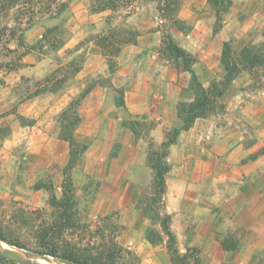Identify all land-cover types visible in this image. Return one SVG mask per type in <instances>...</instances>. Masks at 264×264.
I'll return each mask as SVG.
<instances>
[{
    "label": "rangeland",
    "instance_id": "rangeland-1",
    "mask_svg": "<svg viewBox=\"0 0 264 264\" xmlns=\"http://www.w3.org/2000/svg\"><path fill=\"white\" fill-rule=\"evenodd\" d=\"M110 1L114 4L102 12L92 9L96 0H72L69 9L60 16L39 15L33 26L24 33L25 47H18L16 41H8V38L0 39L1 246L45 256L36 250H48L49 241H55L60 247L64 245L62 240L67 239L60 234H72L75 236L73 242L85 248L103 249L116 239L125 251L114 264H177L168 251L167 237L161 225L144 217L139 206L141 198L152 196L153 170L152 173H141L143 180L150 181L142 187L135 206L108 211L109 194L116 188L102 187V182L112 170L107 161L103 171L102 166L88 168L86 164L89 150L97 149L99 152L108 148L107 144L96 142L97 137L107 131L108 124L101 119L94 123L85 122L88 112L83 102L79 109L82 121L75 130V137L80 143L87 144L88 149L71 172L76 194V204L72 207L75 214L73 226L63 229L55 224L61 212L56 206L63 195V172L70 157V145L60 137L62 113L74 99L88 89L91 92L96 86L107 87L116 103L119 95L111 88V75L119 69L123 49L138 45L139 38L135 43L120 47L119 53L113 57L116 64L114 73L110 72L107 57L98 41L109 36L110 30L117 34V38H122L119 33L129 27L138 29L140 36L157 33L161 41L153 48L159 54L160 61L175 69L181 67L184 71L182 61L175 59L167 49L165 35H171L181 47L188 41L187 50L198 59L194 70L204 64L199 57L211 52L206 38L214 35L216 17L207 0ZM52 28L56 30L41 43L43 35ZM220 37L232 43L237 62L245 50L260 49L264 43V0H233V6L224 15ZM56 43L59 47H52ZM259 55L262 56V52ZM103 66L108 68L110 76H84L89 69L101 70ZM220 66L224 73L223 66ZM243 72L249 75V81L237 93L241 94L240 99L248 101L245 118L238 109L230 107L228 110V105L223 102L225 95L221 101L225 109L214 118L218 124L237 126L243 133L241 143L253 150L241 162V165L252 163L245 170L249 174L234 175L237 168L232 164L228 166V163L223 165L222 170L212 171L211 166L212 172L208 170L203 175L175 170L171 182L176 193L169 197L166 190L163 200L166 212L167 196L170 201L185 200L182 202H187L186 207L190 212L194 208L199 211V221L192 218L194 233L189 236L184 234L182 220H171L176 248L181 255H188L191 264H264V199L256 195L257 191H261L257 186L264 184V63ZM115 88H123L125 92L124 86ZM117 108L119 111L112 112L110 116L114 119L123 117L125 120L120 123L122 127L130 129L134 124L136 135L147 143L148 161L151 150L158 151L161 144L153 139L157 124L132 119V115L125 111L126 105ZM105 111H101V114ZM179 126L177 113V122L171 128L163 129V137L166 139L167 134ZM119 147V143L114 144L109 158L116 156L114 153ZM229 176L232 180L239 178L247 185L252 184L253 188L248 186V190L255 199L249 202L244 201L240 194L235 197L227 194L224 190L229 189L228 184H235L230 182ZM224 179L227 180L225 184ZM117 189H121V196H124V193L133 192L135 188ZM235 212L239 213L237 217H241H234ZM144 220H147L148 226L143 236L141 229ZM186 221L190 222L188 219ZM199 222L201 226L197 229ZM51 229L55 234L52 240L44 236ZM209 229L215 233L216 243L211 244L207 235L201 241L203 249L191 244L192 240L197 239L198 231L204 235ZM39 233L41 243L36 238ZM252 241L255 250H241L244 243ZM259 246L261 249L257 248ZM44 258L56 264H73L51 256Z\"/></svg>",
    "mask_w": 264,
    "mask_h": 264
},
{
    "label": "crops",
    "instance_id": "crops-1",
    "mask_svg": "<svg viewBox=\"0 0 264 264\" xmlns=\"http://www.w3.org/2000/svg\"><path fill=\"white\" fill-rule=\"evenodd\" d=\"M157 35L156 33L139 36L138 45L127 46L123 49L122 55L119 58V69L111 75V82L114 87L124 86L125 88L126 113L131 114L134 120L155 122L157 125L153 131V139L162 143L165 139L163 137V129L171 128L177 122V104L180 101L192 102L194 95L190 86L192 75L181 67L175 69L160 61L159 54L153 48L156 43L160 44L161 41ZM226 41L228 40L220 37V33L206 38L211 52L199 57L204 64H201L195 70L199 80L205 87H208L213 80H221L223 78L224 73H222L220 65L222 47ZM187 46H189V43L185 41L183 47L186 50ZM190 53L192 52L190 51ZM98 74L110 76L106 66H103L101 70L89 69L84 76H96ZM248 77L249 75L245 72L240 73L227 89L223 100L228 105V110H230V107L238 109L239 112H243L244 118L247 114L248 104L246 103L248 101L245 102L240 99L241 94L237 92H239L242 86L248 84ZM231 96L232 99L230 98ZM83 106L88 112L85 122L94 123L101 119L104 123L108 124L107 131L96 139L97 143L100 145L101 143L107 144L108 148H104L99 152L97 149L94 151L89 150L86 156L88 168L91 166H102L101 170L103 171L106 168L107 161L112 170V173L102 182V187L116 188L112 194H109L107 200L109 204L108 211L135 206L142 187L146 186L150 181L149 179L143 180L141 173L145 172L146 174L147 171H152L148 166V150L145 139L137 136L130 129L122 127L120 123L125 120L123 117L114 119L110 116L114 111L117 113L119 108L116 106L115 97L108 91L107 87H94L84 99ZM103 110L107 111L101 114ZM236 127L233 125H220L214 117L207 119L199 118L190 130L183 131L180 134L178 142L171 146L167 157V161L171 166V171L168 173L166 179L167 195L169 197L170 194L174 195L176 193L174 185L171 182V177L175 170H182L189 174L194 171L198 175L200 173L203 175L208 170L211 171V166H213L212 171L215 169L222 170L223 165L228 163V166L230 164L236 166L237 171L234 175L249 174L245 170H248L252 166V163L249 162L241 165V162L253 150L241 143L244 136ZM117 143H119L120 147L114 153L116 156L109 158V155L113 152L114 144ZM228 179L235 184H228L229 189L224 190L228 192L227 194L231 193L234 195L233 197L240 194L245 199L244 201L248 200L249 202L255 199V196L251 193L252 191L249 194L248 190V186L251 189L253 188L252 184L247 185V182L239 178L232 180L230 177ZM222 181L224 184L227 183L225 179ZM178 183L179 181L177 182V186ZM121 187H132L135 189L133 192H126L124 196H121V189H117ZM257 187L261 191H257L256 195L259 194L258 197L264 199V184H260ZM168 196L167 212L172 216L173 220L179 218L184 222L183 231L185 235L189 236L193 234L194 220L192 218L195 221H199V211L194 208L190 212L189 208L186 207L187 202H182L185 200L170 201ZM237 215L239 213L235 212L233 216L236 218L241 217V215L238 217ZM138 217L141 219V213L139 212ZM187 219L190 222L186 221ZM200 222L197 229L201 226ZM147 226L148 222L144 220L141 235L144 236ZM210 230L204 232V235L198 231L197 239L192 240L191 244L203 249L204 245L201 241L207 235H209L211 244L216 243V235ZM255 248L252 241L247 242V244L244 243L241 250H255ZM257 248L261 249L260 246Z\"/></svg>",
    "mask_w": 264,
    "mask_h": 264
},
{
    "label": "trees",
    "instance_id": "trees-1",
    "mask_svg": "<svg viewBox=\"0 0 264 264\" xmlns=\"http://www.w3.org/2000/svg\"><path fill=\"white\" fill-rule=\"evenodd\" d=\"M71 1L72 0H0V39L8 38V41H16L18 47H25L24 33L33 26L35 19L39 15H49V17L62 15L67 9H69ZM207 2L215 11L216 21L213 28V34L217 35L223 27L224 15L228 13L233 6V0H207ZM113 4L114 2H111L110 0H96L92 9L94 12H102ZM55 30L56 29L54 28L48 29L43 35L41 43L48 40ZM110 31L109 36L98 41V45L107 57L110 72L114 73L116 70V64L113 61V57L119 53L121 46L135 43L140 36V31L136 28L129 27L119 33L122 38H117V34L112 30ZM164 42L167 49L171 52V55L178 61L181 60L182 67L192 75L190 86L194 99L192 102L178 103L177 113L180 126L175 127L167 134L165 141L159 145L158 151L152 152L151 150L149 153V166L154 172L152 196L150 198H141L139 200V206L144 217L149 219L152 223L158 222L161 225L162 232L167 237L168 251L172 254L176 263L191 264L188 260V255H181L180 251L176 248V236L171 229L172 217L166 212L163 203L167 190L166 177L171 171V166L167 161V157L171 146L178 142L180 134L183 131L190 130L197 119L211 118L224 111L225 106L221 102L222 98L236 77L242 73L243 70H251L259 63H264V43L260 49L257 48V51H253L252 49L245 50L244 53L239 56L238 63L233 55L232 43L230 41L224 42L221 54V65L224 68V76L221 80H213L208 87H205L194 70V66L198 63V59L185 48L178 45L171 35H165ZM49 43L51 42L49 41ZM52 47L58 48L59 44H53ZM260 52H262V56L259 55ZM111 88L119 95L116 98L117 106L125 107L124 89L115 88L114 86H111ZM89 92L90 89L86 90L77 99H74L61 116L60 137L69 143L70 157L63 172V195L56 206L61 210L57 217L58 221H55L57 228L61 227L66 229L73 226L72 219L75 214L72 212V207L76 204V194L71 172L79 162L82 161L81 159L88 149L87 144L80 143L76 139L75 130L82 121L79 109ZM133 125L134 124L130 126V129L135 132V134H138ZM0 131L2 130L0 129ZM150 146H152V144ZM54 229L46 231L44 236L51 240L52 238L54 239ZM49 232L53 233L51 234ZM60 235L63 238H67L62 240L64 245L59 247V244L55 241H49L47 247L48 250H43V252H41V250H36V252L56 259L66 260L73 264H114L118 256L125 251L117 243L116 239H114L111 245L106 248L95 249L80 247L77 242H73L75 236L72 234ZM36 238L41 243V233L36 235ZM16 246L20 247L19 245ZM226 249L228 248L226 247ZM126 252L130 253L129 251ZM0 264L16 263L0 256ZM192 264H196V262Z\"/></svg>",
    "mask_w": 264,
    "mask_h": 264
},
{
    "label": "bare ground",
    "instance_id": "bare-ground-1",
    "mask_svg": "<svg viewBox=\"0 0 264 264\" xmlns=\"http://www.w3.org/2000/svg\"><path fill=\"white\" fill-rule=\"evenodd\" d=\"M2 248L8 250L14 256H16L18 258H21L23 260L33 261V262H37V263H40V264H56L55 262L47 260L44 257L32 255V254H29V253H25V252L19 251V250L14 249V248H10L8 246H2Z\"/></svg>",
    "mask_w": 264,
    "mask_h": 264
},
{
    "label": "water",
    "instance_id": "water-1",
    "mask_svg": "<svg viewBox=\"0 0 264 264\" xmlns=\"http://www.w3.org/2000/svg\"><path fill=\"white\" fill-rule=\"evenodd\" d=\"M1 245H2V242L0 241V256L6 258L7 260H10L16 264H40L37 262L27 261V260H23L21 258H18L16 256H14L12 253H10L8 250L2 248ZM41 257H45V256H41Z\"/></svg>",
    "mask_w": 264,
    "mask_h": 264
}]
</instances>
